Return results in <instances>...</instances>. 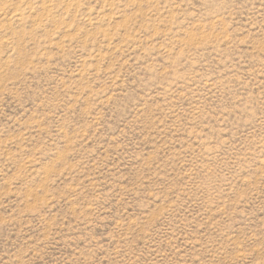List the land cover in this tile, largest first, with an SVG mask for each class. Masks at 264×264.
I'll return each instance as SVG.
<instances>
[{"label":"rangeland","instance_id":"374dc122","mask_svg":"<svg viewBox=\"0 0 264 264\" xmlns=\"http://www.w3.org/2000/svg\"><path fill=\"white\" fill-rule=\"evenodd\" d=\"M0 264H264V0H0Z\"/></svg>","mask_w":264,"mask_h":264},{"label":"bare ground","instance_id":"6f19581e","mask_svg":"<svg viewBox=\"0 0 264 264\" xmlns=\"http://www.w3.org/2000/svg\"><path fill=\"white\" fill-rule=\"evenodd\" d=\"M15 18H17V17H15ZM18 19H20V18H18ZM18 21V20H17Z\"/></svg>","mask_w":264,"mask_h":264}]
</instances>
